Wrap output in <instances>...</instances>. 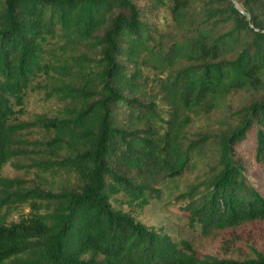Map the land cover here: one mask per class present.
Masks as SVG:
<instances>
[{
    "label": "trees",
    "instance_id": "trees-1",
    "mask_svg": "<svg viewBox=\"0 0 264 264\" xmlns=\"http://www.w3.org/2000/svg\"><path fill=\"white\" fill-rule=\"evenodd\" d=\"M152 2L169 9L164 29L133 0H0V173L36 129L76 177L55 193H14L0 177V264H264L254 239L264 232V0H209L200 16L205 0ZM41 89L64 109L20 121ZM236 95L244 102L224 133H186ZM211 157L217 171L182 195L198 239L175 242L137 220L162 183ZM17 203L28 211L8 222ZM237 232L234 253L203 252Z\"/></svg>",
    "mask_w": 264,
    "mask_h": 264
},
{
    "label": "rangeland",
    "instance_id": "rangeland-1",
    "mask_svg": "<svg viewBox=\"0 0 264 264\" xmlns=\"http://www.w3.org/2000/svg\"><path fill=\"white\" fill-rule=\"evenodd\" d=\"M140 10L143 21L150 25H157L164 29L171 23L169 9L167 6H156L152 0H133ZM197 3L196 11L199 16L206 8L207 2ZM156 6V7H155ZM60 54L69 56L85 53L87 51H59ZM46 90L41 89L34 93H30L27 97L25 109L26 114L20 118L22 122H31L40 116H53L61 112L66 103L55 97H46ZM244 102L243 95H236L231 100V108L219 112L210 113L209 115H201L193 118L191 125L187 128L186 133L193 135L194 133L204 132L218 136L225 130L234 125L238 120L237 111ZM160 115L167 116V108L160 107ZM26 143L23 145L24 153L22 156L13 159L7 163L0 173V177L11 181L7 184L14 193L21 192L25 189H38L55 193L62 187H71L76 182V177L69 174L54 165L56 157L49 154L44 146L46 138L42 131L30 129L24 135ZM249 144L243 143L241 147H248ZM218 169V158L211 157L205 160V164L193 173L184 174L179 177L166 180L159 187L160 196L153 199L151 204L142 211L136 212L135 217L141 223L148 227L164 230L175 242L181 240L198 239L197 227L191 228L188 223L187 214L181 210L184 203L182 195L188 190L197 187L201 189ZM256 183L260 187H264V173L256 172ZM28 208L24 204H14L5 211L4 215L8 222H19L25 216ZM260 238H254L256 241L264 242V232L260 234ZM231 239L223 241L214 240L211 245L204 247L203 252L211 255H224L223 246L228 245L230 249L227 254L234 253L233 247L237 244L235 241L245 240V235L234 233Z\"/></svg>",
    "mask_w": 264,
    "mask_h": 264
},
{
    "label": "water",
    "instance_id": "water-1",
    "mask_svg": "<svg viewBox=\"0 0 264 264\" xmlns=\"http://www.w3.org/2000/svg\"><path fill=\"white\" fill-rule=\"evenodd\" d=\"M234 1V0H233ZM241 13L245 16V17H247L248 18V21H249V23H251V20H250V18H249V15H248V13H246V12H243V11H241Z\"/></svg>",
    "mask_w": 264,
    "mask_h": 264
}]
</instances>
